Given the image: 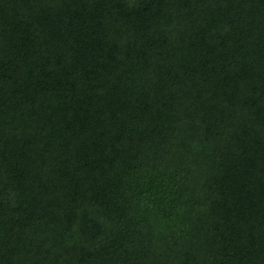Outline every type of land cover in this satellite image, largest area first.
I'll return each instance as SVG.
<instances>
[{
    "label": "trees",
    "instance_id": "trees-1",
    "mask_svg": "<svg viewBox=\"0 0 264 264\" xmlns=\"http://www.w3.org/2000/svg\"><path fill=\"white\" fill-rule=\"evenodd\" d=\"M0 264H264V0H0Z\"/></svg>",
    "mask_w": 264,
    "mask_h": 264
}]
</instances>
